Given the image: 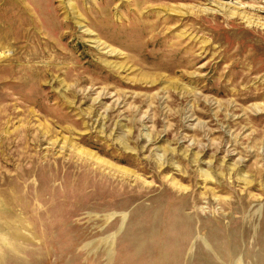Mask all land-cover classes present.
Segmentation results:
<instances>
[{"label":"rangeland","instance_id":"obj_1","mask_svg":"<svg viewBox=\"0 0 264 264\" xmlns=\"http://www.w3.org/2000/svg\"><path fill=\"white\" fill-rule=\"evenodd\" d=\"M0 264H264V0H0Z\"/></svg>","mask_w":264,"mask_h":264}]
</instances>
